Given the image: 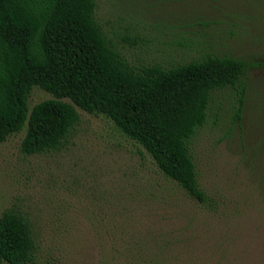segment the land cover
Segmentation results:
<instances>
[{
    "label": "rangeland",
    "instance_id": "374dc122",
    "mask_svg": "<svg viewBox=\"0 0 264 264\" xmlns=\"http://www.w3.org/2000/svg\"><path fill=\"white\" fill-rule=\"evenodd\" d=\"M95 1L96 22L132 67L245 61L244 104L235 120V91H213L189 143L205 203L103 115L77 108L62 145L41 154L21 151L25 129L8 136L0 217L29 222V264H264V0ZM47 99L33 87L28 108Z\"/></svg>",
    "mask_w": 264,
    "mask_h": 264
},
{
    "label": "trees",
    "instance_id": "16d2710c",
    "mask_svg": "<svg viewBox=\"0 0 264 264\" xmlns=\"http://www.w3.org/2000/svg\"><path fill=\"white\" fill-rule=\"evenodd\" d=\"M95 9V0H0V143L25 129L24 154L57 150L79 121L77 108L103 115L164 177L205 203L189 143L207 121L213 91L232 88L240 118L246 62L207 54L168 68L132 67L105 37ZM33 87L53 99L29 109ZM34 250L27 219L3 213L0 264H29Z\"/></svg>",
    "mask_w": 264,
    "mask_h": 264
}]
</instances>
